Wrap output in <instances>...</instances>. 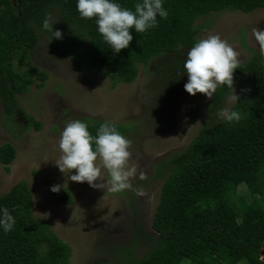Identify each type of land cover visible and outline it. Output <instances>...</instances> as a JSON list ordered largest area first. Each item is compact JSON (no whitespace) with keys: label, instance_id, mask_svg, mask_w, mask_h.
I'll return each instance as SVG.
<instances>
[{"label":"trees","instance_id":"trees-1","mask_svg":"<svg viewBox=\"0 0 264 264\" xmlns=\"http://www.w3.org/2000/svg\"><path fill=\"white\" fill-rule=\"evenodd\" d=\"M114 2L134 10L142 0ZM76 4L77 0H0V101L8 115L20 106L18 94L33 85L42 87L49 78L34 65L32 52L39 42L36 30L52 36L42 24L54 8L69 28V51L77 58L87 56L107 75L112 88L133 83L140 64L148 65L165 53L190 50L207 27L197 22L207 14L264 8V0H162L167 18L158 15V26L144 33L131 29L129 47L116 54L98 32L95 19H82ZM236 87L239 99L230 110L238 111L241 119L227 123L218 119L217 112ZM189 112L197 117L199 109L191 106ZM207 118L185 149L156 167L157 176L167 177L152 221L159 235L154 247L139 260L98 264H264V64L259 52L240 62L233 88H217ZM30 120L37 130L41 128L31 116ZM104 122L87 124L89 132L95 136ZM114 124L125 136L127 125ZM16 156L11 143L0 145V162L7 171ZM242 185L260 198L248 201L246 195H239ZM54 202L70 205L73 198L61 187L54 192ZM3 208L15 224L7 233L0 226V264H71L70 245L46 220L35 216L34 194L27 181L0 194Z\"/></svg>","mask_w":264,"mask_h":264},{"label":"rangeland","instance_id":"rangeland-1","mask_svg":"<svg viewBox=\"0 0 264 264\" xmlns=\"http://www.w3.org/2000/svg\"><path fill=\"white\" fill-rule=\"evenodd\" d=\"M49 19L63 38L50 42L52 36L36 30L39 42L32 52L34 65L49 75L48 80L42 87L33 85L18 94L20 106L15 114L8 115L0 101V145L11 143L17 150L10 171L0 162V194L21 180L27 181L34 194L35 216L46 220L70 245L71 264L142 259L159 238L152 221L167 176H157L156 167L190 144L208 121L212 98L185 91L188 77L183 64L189 50L184 49L165 53L148 65L140 64L133 83L122 82L112 88L107 75L87 56L77 58L69 51V28L58 9H52ZM204 23L207 27L199 32V40L218 34L240 53V62L250 59L253 51L259 52L252 30H264V8L251 13L213 12L197 22ZM261 61L264 64V57ZM234 91L238 95L239 88L228 95L224 108L233 105L228 98ZM191 106L198 107L197 117L190 114ZM30 116L41 124L39 130ZM70 120L126 124L124 137L131 141L132 153L128 165L137 168L132 183L146 195L138 196L131 190L114 193L107 184L98 189L87 182H73L70 175L76 170L61 173L55 160L60 156V133ZM140 172L146 173V180L138 178ZM102 176L107 179L106 171L102 170ZM53 185H64L73 203L56 204ZM249 191L247 185L238 189L248 201L260 198Z\"/></svg>","mask_w":264,"mask_h":264},{"label":"clouds","instance_id":"clouds-1","mask_svg":"<svg viewBox=\"0 0 264 264\" xmlns=\"http://www.w3.org/2000/svg\"><path fill=\"white\" fill-rule=\"evenodd\" d=\"M76 9L82 19H95L98 32L116 54L129 47L133 40L131 29H135L136 33L147 32L158 26V15L165 19L168 16L162 0H142L134 5V10L122 7L114 0H77ZM52 26L46 17L42 27L52 32L50 42L53 38L62 39V32L58 29L53 31ZM252 34L259 45V55L264 57V30L254 28ZM239 56L240 53L218 34L200 39L187 52L183 64L188 77L185 91L193 96L200 93L211 99L218 87L227 85L233 88L234 71L240 64ZM228 99L235 103L239 97L234 91ZM217 117L227 123L241 119L238 111L229 108L220 109ZM130 147L131 141L121 135L112 122L102 123L93 136L86 123L70 120L60 133V156L55 165L64 174L76 170L70 175L73 182H87L98 189L105 188L107 184L108 190L114 193L131 190L138 196H145L146 192L132 183L137 178V168L128 165L132 157ZM102 170L106 171L107 179L102 176ZM138 178L146 180L147 175L140 172ZM98 179L102 182L96 183ZM61 187L64 185H53L51 191L59 192ZM0 212V226L7 233L13 229L15 219L7 208Z\"/></svg>","mask_w":264,"mask_h":264},{"label":"water","instance_id":"water-1","mask_svg":"<svg viewBox=\"0 0 264 264\" xmlns=\"http://www.w3.org/2000/svg\"><path fill=\"white\" fill-rule=\"evenodd\" d=\"M262 258L264 259V243L262 245V251H261Z\"/></svg>","mask_w":264,"mask_h":264}]
</instances>
